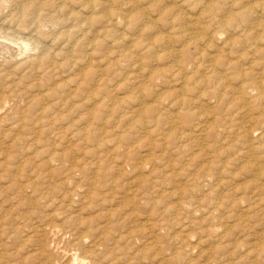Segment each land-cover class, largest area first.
Masks as SVG:
<instances>
[{
  "label": "bare ground",
  "instance_id": "obj_1",
  "mask_svg": "<svg viewBox=\"0 0 264 264\" xmlns=\"http://www.w3.org/2000/svg\"><path fill=\"white\" fill-rule=\"evenodd\" d=\"M112 35L111 44L106 46L105 38ZM126 35L130 36L128 45H124ZM0 39L17 45V49H11V44L0 42V153L5 159L2 160L9 161L0 170L5 168V173L15 167L13 176L19 177L23 169L22 162L15 163L20 151L14 149L26 140L25 135L15 132L17 144L4 147L3 140L9 132L59 133L63 141L70 131L63 143L79 141L85 145L82 155L96 162L92 161L91 169L105 180L97 181L91 175L85 191L79 190L80 185L66 190L64 182L72 180L77 170L83 174L88 169L87 163L76 168L78 163L71 158L73 148L66 145L60 153H46L48 159L40 162L43 171L31 167V178L24 185L17 183L21 176L15 179L8 175L11 179L5 189L15 188L18 197L28 186L32 187V195L39 192L38 182L39 187L33 184L36 179L41 183L60 173L66 175L60 188H48L53 184L50 180L40 195L34 193L40 197L45 194L50 203L63 208L48 216L45 224L28 225L33 233L28 239L38 237L34 256L42 258V264H133L139 258L130 257L127 250L136 239H142L146 250L153 251L151 261L177 264L176 260L182 257L172 253L166 258L165 243L166 238L174 239L177 232L188 229L191 220L179 222V217L187 214L199 215V224L204 225L201 228L206 232L203 235L208 236L206 241L210 239L207 246L211 248L198 252L199 258L205 257L204 264H235V259L243 256L250 259L248 264L264 262V221L258 220L260 216L264 219V0H0ZM160 51L165 53L162 63L157 62ZM16 54L27 55L18 59ZM121 70L130 73L121 74ZM122 80L136 87L127 102L117 97ZM164 86L158 94L149 89ZM108 123L119 129L125 126L111 147L122 152L116 162L114 158V167L107 161L112 154L104 138ZM34 137L32 140L36 141L37 134ZM28 159L25 158L27 163ZM34 160L36 163L35 158L31 161ZM64 161L70 162V168L62 167ZM52 162L58 165L53 166ZM157 162H162L161 168ZM111 167L119 173L126 167L137 173V187L130 191L127 183L124 188L123 183L119 187L111 185ZM146 168L148 173L142 175ZM102 182L109 184L105 192L97 189ZM167 185H172L176 197L171 206L164 198L172 193L166 194L161 188ZM3 190L1 195L5 194ZM119 190L123 191L122 209L105 210L107 197L114 198H109L112 202ZM78 198L80 206L91 202L97 215L88 219L73 215L75 212L67 213ZM35 211L34 208L32 213ZM168 215L175 226L179 223V231L175 227L177 232L174 230L173 234L168 232ZM55 217H61L60 221L56 222ZM129 218L133 228L124 227ZM253 218L257 223L252 220L255 223L248 228H262L248 234L245 231L248 237L253 235L248 246L250 242L238 238L233 230ZM24 222H13V234L9 236L20 234L26 227ZM121 227L126 230L121 231ZM60 244L64 247L54 259L52 253ZM2 245L0 248L5 244ZM25 249L27 252L29 248ZM190 250H183L187 257H183L182 264H197Z\"/></svg>",
  "mask_w": 264,
  "mask_h": 264
},
{
  "label": "rangeland",
  "instance_id": "obj_2",
  "mask_svg": "<svg viewBox=\"0 0 264 264\" xmlns=\"http://www.w3.org/2000/svg\"><path fill=\"white\" fill-rule=\"evenodd\" d=\"M114 38V35H112V36H107L106 38H105V43H106V46H108L109 44H111V41H112V39ZM128 38H130V36L129 35H126V38H125V41H124V45H128L129 44V40L130 39H128ZM139 41H142L141 39H139ZM0 42H3V43H6L7 45L8 44H11L10 45V47H11V49L13 48V49H17V45L15 46V44H13V43H8L9 41H3V40H1L0 39ZM145 41H142V43H144ZM11 52H14V51H11ZM27 54H29V53H31V52H26ZM27 54H16V56H18L17 58L18 59H22V58H25V55H27ZM160 55H159V57H160V59L157 61V62H159V61H161V59H163V57H164V55H165V53H164V51H160V53H159ZM163 61H161V63H162ZM151 64H153L154 62H150ZM161 68L163 67V66H160ZM119 73H121V74H129L130 73V71L129 70H121ZM120 83V86H119V88H118V93H117V97H122L123 98V100L124 101H130L131 100V97L135 94V91H136V87L133 85V84H129V82L128 81H120L119 82ZM149 89H152L153 91H154V93L155 94H158V93H161L164 89H165V86H164V88L163 89H154V88H149ZM129 107H132V105L131 104H129ZM115 121V120H114ZM110 124L108 123V125H107V127H106V136L107 137H105V135H104V138H105V141H107V145H106V147H108L107 149L110 151V153L109 154H111V152H112V154L111 155H109V156H111V158H107V161L109 162V164H111L110 166H112V164H113V167L115 166V162H116V160L118 159V157H120L119 155L122 153L121 151V153L120 152H116V151H114V150H112V148H114V143L113 142H115L116 140H118L119 138H120V135H122V132H121V130L123 131L125 128V126L123 127H121L120 129L119 128H117L116 126H113L114 124H112L111 126H109ZM116 128V129H115ZM108 129H110L108 132H107V130ZM112 129H114V130H112ZM118 129L120 130V131H118ZM19 133L20 135L21 134H23V135H25V141H26V144L24 145V146H26L27 144H29L28 146H26L25 148V150H24V146H23V144L25 143V141H20V143H18L19 145H17V149H14V150H17V151H20V154H19V156L16 158V161H15V163L17 164V163H19V162H22V166H23V169L22 170H24L23 171V174H22V170H21V177L19 178V177H14L13 175H14V173H15V167L13 168H11V169H6V171H5V173H7V175L4 173V170H5V165L9 162V161H4L5 159H4V157H3V153H0V163H1V161H2V163L0 164V167H2V169H3V166H1L2 164L4 165V170L2 171V170H0V173L2 174V178H0V184L2 185H0V195H1V193H2V188H4V190H3V192H5V194L3 195H1L2 196V198H0V209H1V206H2V210H0V223L2 224V222L3 223H5V224H7V225H5V224H3V227H1L0 226V245H2L1 247L2 248H0V263H2V261H3V264H5V262L7 263V264H20L21 262V264H27L26 262H28V264H31V262H33L32 264H42L41 262V260H42V258L40 259V258H38L37 256L35 257L34 256V252H35V249H33V248H36V244H37V240H38V237L37 236H35V238L36 239H34V237L32 238V237H30L29 239H28V237L29 236H31L33 233H30V232H32V231H30L29 232V228H28V225H35V223H36V225H42V224H45L48 220H49V217L48 216H50V215H54V214H58L59 212H58V209H63L61 206L62 205H60V208L58 207H56L55 205H56V202L54 203V205H53V203H50L49 202V200H48V198L47 197H45L46 195L44 194L43 196L41 195V197L39 196L40 194V191H41V189L43 190L44 188H46V186H48L47 185V183L49 184V183H51V182H53V184H50L49 186H48V188H55L54 187V185H57L58 186V188H60L63 184V182L65 181V179H66V175H64L63 173V175L60 173V176L57 174V180H54L53 178H55L56 179V177H53V178H50L49 180H47L46 182L44 181V182H41V183H39L40 181L38 180V179H36L37 181H35V180H33V181H35L36 182V184H35V182L33 183L34 185H36L37 187H39V185H40V187H43V188H40L39 187V192L36 190V191H34L33 192V195H32V191H31V188L32 187H30V186H28V188H25V190H23L22 192V194H25V195H19V197H18V194L19 193H17L16 191H14L15 190V188H14V190H13V188L12 189H5V187H6V185H9V182H10V180H9V178L11 179V177L13 176L15 179L17 178H19L18 179V181H17V183L19 182V184H21L22 183V185H24L25 183H27V181H28V179H29V177L31 178V176L29 175V171L32 169V168H39L40 166H41V163L42 162H44V161H46L47 159H48V157H49V153L46 155V153L47 152H51V150L52 151H58V153H60V152H62V151H64L65 150V147L67 146L68 148L69 147H71V148H73V150L75 151V149H76V153L77 152H79V154L81 155H79L78 156V153L76 154L73 150H72V153H73V156L71 157V158H75L76 159V161H77V165H76V168H79L80 166H83V165H85L86 163V166L88 167V171L86 170L85 172H83V174H82V172L81 173H78L79 171L77 170V172H75L73 175V177L72 178H70V179H72V180H69V181H66V182H64L65 183V189L66 190H71L73 187H75L76 185L79 187V185H80V189L79 190H83V191H85V189H86V186H87V184H88V179H90L89 177H91V175H92V177H96L97 178V181H99V180H102V181H105L104 179H102L101 177H100V175L99 174H97L96 175V173L94 174L93 172H94V168H92L91 169V166L92 167H94V163H96L91 157H88V156H83L82 155V153H81V149H85V147L83 148L82 146H85V145H81V143H78L77 141H71V143L69 144L68 142H64L63 143V141H67V138H66V135L68 136L69 134V132L70 131H68L66 134H65V138H63V141H62V139L61 138H59L58 136H60V134L59 133H54V134H52V133H38L37 131L36 132H29V133H32V134H29V133H27V131H20V132H17L16 130L15 131H12V132H9V134H7V136H5V138H4V140H3V143L4 144H2V146H4V145H8V144H13V143H15V144H17V140H14L17 136H14V135H17L16 133ZM114 133H116V135L114 134ZM120 133V134H119ZM18 134V135H19ZM37 134V137H38V139L36 140V141H34V140H32V139H34L35 137H34V135H36ZM42 134V135H41ZM110 134V135H109ZM30 135L32 136V137H30ZM116 137H115V136ZM12 136V137H11ZM13 136H14V138H13ZM41 136V137H40ZM44 136H45V138H46V140H45V138H44ZM114 136V137H113ZM34 137V138H33ZM59 138V139H57V138ZM111 137H113V138H111ZM7 138V139H6ZM31 138V139H30ZM50 138H51V140H50ZM53 138H55V139H57L56 141H57V143L56 144H53L54 142H56L55 140H53ZM10 139V140H9ZM65 139V140H64ZM131 139H133V138H131ZM6 140V141H5ZM9 140V141H8ZM31 140V141H30ZM60 140H61V143H63L62 145H61V143L59 144V142H60ZM5 141V142H4ZM41 141V142H40ZM45 141V142H44ZM47 141V142H46ZM9 142V143H8ZM24 142V143H23ZM44 142V143H43ZM75 142V143H74ZM35 143H38V144H35ZM51 143V145H49ZM68 145H67V144ZM76 143H77V147H76ZM20 144H22V145H20ZM31 144H33V145H31ZM37 145V146H36ZM66 145V146H65ZM79 145V146H78ZM81 145V146H80ZM18 146H19V148H18ZM23 146V147H22ZM34 146V147H33ZM45 146V147H44ZM48 146H50V147H48ZM55 148H54V147ZM61 146V147H60ZM4 147H6V146H4ZM57 147H59L58 149H57ZM112 147V148H111ZM1 148V147H0ZM67 148V149H68ZM71 148H69V149H71ZM80 148V149H79ZM110 148V149H109ZM30 149V150H29ZM33 149H35V150H33ZM55 149V150H54ZM57 149V150H56ZM63 149V150H62ZM13 150V151H14ZM22 150H24L23 152H25V153H23L22 152ZM48 150V151H47ZM60 150H62V151H60ZM79 150V151H78ZM118 151H119V149H118ZM134 151H135V149H134ZM0 152H2L1 151V149H0ZM31 154H29V153ZM116 152V153H115ZM17 153V152H16ZM44 153V154H43ZM114 153V154H113ZM142 153V152H141ZM39 156H38V155ZM25 155V156H24ZM33 155H34V157H33ZM122 155V154H121ZM45 156V157H44ZM114 156V157H113ZM26 157H28L29 159H28V162L29 163H27L26 161H25V158ZM39 159H38V158ZM41 157L43 158V159H41ZM47 157V158H46ZM117 157V158H116ZM33 158H35L36 159V163H38V164H36V163H34L35 162V160L32 162L31 160H33ZM84 158H86V159H84ZM114 158H115V160H114ZM121 158V157H120ZM120 158H119V160H120ZM2 159H4V160H2ZM31 159V160H30ZM90 159V160H89ZM108 159H110V160H108ZM112 159V160H111ZM18 160V161H17ZM41 160V161H40ZM80 160V161H79ZM83 160H84V163H83ZM115 162H114V161ZM94 163H93V162ZM5 162V163H4ZM32 162V163H31ZM41 162V163H40ZM66 161H64V164L65 165H62V167H64V168H70V166L71 165H69L70 164V162H66ZM90 162V163H89ZM26 163V164H25ZM82 165H81V164ZM27 165L28 164V166L29 167H27V166H25V165ZM32 164H34V165H32ZM156 164V166L158 167V168H161V166H162V162H157V163H155ZM52 165L54 166H57L58 164H57V162H52ZM67 165V166H66ZM15 166V165H14ZM34 166V167H33ZM32 167V168H31ZM113 167H111V171H112V173H110V176H112L111 178L110 177H108V179L110 180V181H113V182H111V185H116V184H118V187L123 183V188L124 187H126V183H127V188H129L130 189V191L131 190H133V189H135L137 186V182H138V177L139 176H136L137 175V173H135L133 170H129L128 168L129 167H126V168H124V169H126V171H128V173H126V171L124 170L123 172H125V174H126V176H125V174L123 173V172H117L116 170H114V168ZM22 168V167H21ZM37 168V169H38ZM1 169V168H0ZM41 169V170H40ZM40 169H38L39 171H43L42 170V167H40ZM94 169V170H93ZM148 169L149 168H146L145 170H144V172H143V174L142 175H145L146 173L145 172H147L148 173ZM10 172H9V171ZM164 170V172H165V169H163ZM76 171V170H75ZM115 171V172H114ZM130 171H132V173H133V175L131 174V172ZM9 172V173H8ZM28 173V175L26 174V173ZM117 172V173H116ZM24 173L26 174V175H24ZM85 173V174H84ZM118 173H119V176H118ZM130 173V174H129ZM5 174V175H4ZM11 175V177L10 176H8V175ZM129 174V175H128ZM61 175H62V177H61ZM132 175V176H131ZM7 176H8V178H7ZM23 176V177H22ZM27 176H28V178H27ZM65 176V177H64ZM88 176V177H87ZM98 176V177H97ZM115 176V177H114ZM123 178H122V177ZM150 176V175H149ZM155 175H151L150 177H154ZM26 177V178H25ZM59 177V178H58ZM114 177V178H113ZM120 177H121V179H120ZM127 177V178H126ZM133 177H136V178H133ZM5 178H7V179H5ZM157 178V177H156ZM112 179V180H111ZM26 180V181H25ZM32 180V179H31ZM50 180H51V182H50ZM118 180V181H117ZM120 180V181H119ZM181 180V179H180ZM49 181V182H48ZM73 181H74V183H73ZM81 181H82V183H81ZM124 181H126V182H124ZM131 181V182H130ZM133 181V182H132ZM6 182V183H5ZM37 182H38V184H37ZM115 182H117V183H115ZM119 182V183H118ZM135 182H136V184H135ZM157 182V181H156ZM240 182V181H239ZM239 182H237L236 183V185L239 183ZM3 183H5V184H3ZM8 183V184H7ZM14 183V182H13ZM32 183V182H31ZM113 183V184H112ZM182 183V182H181ZM242 183V182H241ZM67 184V185H66ZM102 184V185H101ZM99 183V187L100 188H97V189H102V190H99V191H101V192H105V190H106V188L108 187V185L109 184H107V185H105V187H104V185H103V182L102 183ZM130 184H132L133 186H134V184H135V186L133 187L132 185H130ZM15 185H16V183H15ZM27 185V184H26ZM44 185H46V186H44ZM73 185V187H71ZM82 185V186H81ZM85 185V186H84ZM52 186V187H51ZM130 186V187H129ZM132 186V187H131ZM171 186V187H170ZM8 187V186H7ZM6 187V188H7ZM68 187V188H67ZM165 187L166 188H168V190L169 191H167V189H165ZM57 188V187H56ZM70 188V189H69ZM85 188V189H84ZM121 188V187H120ZM119 188V189H120ZM133 188V189H132ZM161 188H163V190H164V192L167 194V193H172V185H167V186H163V187H161ZM128 189V190H129ZM44 190H46V189H44ZM43 190V191H44ZM48 190V189H47ZM171 190V191H170ZM120 192H118V193H115L114 194V197H115V200H111L112 202H110V200H109V198L110 197H107L108 198V201H109V203L107 204H104V206H105V210H106V208H111V209H114V208H117V209H119V208H121V207H123L121 204H123V200L121 199V195L123 194L122 192V190H119ZM11 192V193H10ZM27 194H26V193ZM6 193H8L7 195H6ZM16 193H17V195H16ZM31 195V197H30V195ZM34 193H37V194H39V195H35ZM14 194H15V196H14ZM9 195V196H8ZM102 195V194H101ZM171 195V197H169V195H168V197H165L164 198V201L165 202H167V204L169 203V202H171V203H169V206H171V205H173L175 202H176V197H174V195H173V193L172 194H170ZM0 196V197H1ZM22 196V197H21ZM23 196H24V198H23ZM27 196H29V197H27ZM116 196H119V197H116ZM8 197V198H7ZM11 197V198H10ZM16 197V198H15ZM40 197V198H39ZM43 197H45V198H43ZM15 198V199H14ZM19 198V199H18ZM29 198H30V200L32 201H30L29 200ZM112 198V197H111ZM110 198V199H111ZM3 199V200H2ZM5 199V200H4ZM8 199H9V201L10 202H8ZM29 200L28 201V203L26 202V200ZM36 199V200H35ZM44 199H46V200H44ZM112 199H114V198H112ZM15 200V201H14ZM35 200V201H34ZM44 200V201H43ZM48 200V203L46 202ZM117 200V201H116ZM120 200V201H119ZM172 200V201H171ZM13 201V202H12ZM34 201V202H33ZM37 201V203H39L38 205H37V203H35ZM39 201V202H38ZM78 201V202H77ZM76 201V203H74L73 204V207L72 208H70L68 211H67V213L68 212H71L73 215H78L80 218H81V216H83L82 218H93L94 217V214H96V212L93 210V208H92V204H89V203H91V202H85V204H87V205H81L80 206V203H79V198H78V200ZM113 201H116L115 203L113 202ZM5 202V203H4ZM3 203V204H2ZM9 203H11L10 205H9ZM29 203H33L32 205L31 204H29ZM50 203V204H49ZM78 203V204H77ZM2 204V205H1ZM49 204V205H48ZM109 204H110V206H109ZM112 204H116L118 207H116V205H112ZM4 205V206H3ZM27 205H28V207H27ZM32 207H31V206ZM36 205V206H35ZM41 205V206H40ZM45 205H46V207H45ZM91 205V206H90ZM112 205V206H111ZM11 207L10 209H6V207ZM26 206V207H25ZM74 206L76 207V208H74ZM83 206V207H82ZM14 207V208H13ZM16 207V208H15ZM38 207H40L39 209H38ZM44 207H45V209H44ZM50 207H51V209H50ZM57 209H56V208ZM77 207H79V208H77ZM19 208V209H18ZM34 208L36 209V211H35V213H32L33 211H34ZM27 209V210H26ZM28 209H30V210H28ZM31 209H33L32 211H31ZM75 209H77V210H75ZM79 209H81V210H79ZM122 209V208H121ZM4 210V211H3ZM10 210V211H9ZM53 210H57L56 212L54 211V213H53ZM84 210V211H83ZM86 210V211H85ZM89 212H91V213H89ZM12 211V212H11ZM14 211V212H13ZM19 214V216H17L18 214L16 213V212ZM42 211V213H40ZM77 211V212H76ZM93 211V212H92ZM7 212V213H6ZM9 212V213H8ZM12 214H11V213ZM39 212V213H38ZM50 212V213H49ZM78 212H80V213H83V214H80L79 215V213ZM29 213V215H27ZM32 213V215H30ZM78 213V214H77ZM89 213V214H88ZM2 214L4 215V216H2ZM5 214H7L6 216L7 217H5ZM14 214H16V215H14ZM25 214V215H24ZM37 214H39V215H37ZM43 214V215H42ZM44 214L45 215H47V217L46 216H44ZM49 214V215H48ZM85 214H86V216H85ZM93 216H92V215ZM24 216V218H23V216ZM38 217H37V216ZM42 215V216H41ZM97 215V214H96ZM22 216V217H21ZM29 216V217H28ZM40 216V217H39ZM77 216V217H78ZM169 216V215H168ZM167 216V218L168 219H171V222H170V220H169V222H168V224L170 223V227H169V229H168V232L170 233V234H173V232H174V230H175V227H176V230L177 231H179L178 230V225H179V223L177 222V226H175L176 224H174V222H173V220H172V216H169L168 217ZM186 218H185V217ZM189 214H187V215H183L182 217H179V222H186V219H187V221L189 220H191L192 221V223L190 224V228L188 227V229L186 228L185 229V231L184 232H182V233H179V232H177L176 230H175V232H177V236L175 235L174 236V239L172 238V239H167L166 238V243H165V246H166V249H165V254H166V258H169L170 256H171V254L172 253H177L178 255H180V257H182V259L180 260H176V263L177 264H182L184 261H185V259H186V257H187V254H185V253H187L186 251H189V249H191L190 251H192V255H191V258H193V261H194V263H197V264H200L201 262V264H204L205 262H206V260H204L205 259V257L204 256H201V258H199V256H198V252L200 251V250H203V248L204 249H207V248H211V247H209V246H207L208 244L207 243H210L209 241H210V239H207V241H206V238H208V236L207 235H203V234H205L206 232L204 231L203 232V228H201L202 226H204V225H202V224H199V215H197V214H195L194 216H189ZM11 217H13V218H11ZM25 217H27V218H25ZM35 219H34V218ZM37 217V218H36ZM42 217H44V220H45V217H46V221H42L41 220V222H40V219H43ZM51 217V216H50ZM171 217V218H170ZM258 217H259V215H258ZM258 217H257V219H258ZM261 217V216H260ZM259 217V219L258 220H260V223H262L263 221H264V219L263 218H260ZM2 218H4V219H2ZM5 218H6V220H5ZM10 218H11V221L9 222V220H10ZM15 218V219H14ZM18 218V219H17ZM21 218V220H19ZM31 218V220H33L34 219V221H31V220H29ZM47 218H48V220H47ZM56 218V217H55ZM61 217H59V218H56V222H59ZM188 218H190V219H188ZM24 219V220H23ZM26 219H28V222L26 223ZM18 220V221H17ZM255 221V218H253V219H251V221H248V222H246L244 225H243V227L242 226H239V227H236V229H234L233 231H234V234L238 237V238H241V239H245V240H248L250 243H249V245L248 246H250L251 245V242H253L252 241V237H253V235H251L250 237H248L247 236V234L248 233H253V231H258V230H260V229H258V225H257V227L255 226L254 227V230H251V228H248L250 225H252L253 223H255V222H253V221ZM25 221V222H24ZM130 221V222H129ZM7 222V223H6ZM13 222H15L14 224H18V223H20V222H24V224H26V227L28 228H26V227H23V231H21V233L19 234H14V236H9L11 233L13 234V231L12 230H14V228H13ZM17 222V223H16ZM32 222V223H31ZM196 222V223H195ZM30 223V224H29ZM172 223V224H171ZM194 223V224H193ZM257 223V222H256ZM133 224V226H134V223H132ZM193 224V225H192ZM204 224V223H203ZM127 225H128V227H127ZM130 225V226H129ZM174 227H173V226ZM8 227V229L6 228V227ZM9 226H10V228H9ZM132 225H131V219L129 218V220L126 222V224H125V228H133V227H131ZM172 226V227H171ZM193 226V227H192ZM246 226H247V228H246ZM4 227H5V229H4ZM124 227H121L120 229H121V231H125L126 229H124ZM245 227V228H244ZM2 228H3V230H2ZM13 228V229H12ZM238 228V229H237ZM241 228V229H240ZM242 228H244V229H242ZM259 228H262L261 226L259 227ZM172 229V230H171ZM191 229V230H190ZM193 229H194V231L196 232V233H194V231H193ZM253 229V228H252ZM6 230V231H5ZM8 230V231H7ZM31 230V229H30ZM170 230V231H169ZM191 232H190V231ZM196 230H198V231H196ZM201 231V233H200V231ZM240 230V231H239ZM247 230V231H246ZM26 231V232H25ZM238 231V232H237ZM241 231H243V232H241ZM245 231H246V233H245ZM249 231V232H248ZM251 231V232H250ZM29 232V234L27 235V233ZM24 233V234H23ZM168 233V234H169ZM179 233V234H178ZM242 233V234H241ZM23 236H22V235ZM37 234L39 235V233L37 232ZM36 234V235H37ZM189 234L191 235L192 234V236H190L189 237ZM245 236H244V235ZM5 237H4V236ZM25 235V236H24ZM178 235H180V236H178ZM186 235H188V236H186ZM194 235V236H193ZM200 235H201V238H200ZM241 235V236H240ZM9 236V237H8ZM24 238H22V237ZM198 236V237H197ZM206 236V237H205ZM12 237H14V238H12ZM20 237V238H19ZM48 238H49V235L47 236ZM168 237V236H167ZM176 237V238H175ZM189 237V238H188ZM2 238H3V240H2ZM4 238H6V239H4ZM15 238L17 239V241L15 240ZM22 238V239H21ZM32 238V239H31ZM203 241H201L200 239ZM13 239H14V241H13ZM22 241V243L20 242V240ZM26 239L30 242H26ZM178 239H179V241H178ZM182 241H181V240ZM2 240V241H1ZM7 242H6V241ZM169 240V241H168ZM172 240H173V242H172ZM199 240V241H198ZM206 242H205V241ZM5 241V242H4ZM11 241V243H10V245H13V244H15L14 246H10L9 245V242ZM140 240H138V239H136V240H134L133 242V244L131 243L128 247V255L131 257H133V256H135V257H137V258H139V260L137 259L133 264H137V263H146L147 262V264H148V261H149V263L150 264H155V263H157V262H153V261H151V256H152V254H153V251L150 253L149 251L150 250H146V244H144L145 242H143L142 241V239H141V241L139 242ZM176 241V242H175ZM2 242H4V243H2ZM18 242H20V243H18ZM32 242H34V243H32ZM139 242V243H138ZM141 242H142V244H141ZM169 242V243H168ZM170 242H171V244H170ZM32 243V244H31ZM136 243V244H135ZM178 243V244H177ZM186 243V244H185ZM204 243H205V245H204ZM9 245V246H7L6 247V245ZM19 244V245H18ZM30 244V245H29ZM138 244H139V246H138ZM191 244V245H190ZM197 244V245H196ZM27 245V246H26ZM141 245V246H140ZM146 245V246H145ZM169 245V246H168ZM181 245H182V247H181ZM200 245V246H199ZM18 246H19V248H18ZM33 246V247H32ZM121 246H123V244L121 245ZM132 246H133V248H132ZM172 246H174V247H172ZM177 246H178V248H177ZM6 247V248H5ZM14 247V248H13ZM29 248V249H27V252H26V249L25 248ZM62 247H64V244H60L59 245V248L58 249H56L55 251H53V253H52V255H53V257H54V259L58 256V253L61 251V250H59L60 248H62ZM171 247V248H170ZM176 247V248H175ZM192 247V248H191ZM198 248L197 250H195V248ZM7 248L9 249V250H7ZM16 248V249H15ZM31 248H32V250H31ZM168 248H169V250H168ZM185 248V249H184ZM22 250V251H20V250ZM63 249V248H62ZM145 249V250H144ZM174 249H178V250H174ZM185 251V253H184V251ZM8 252H7V251ZM15 250V251H14ZM14 251V253H16V254H13L12 252ZM17 251V252H16ZM18 251L20 252V253H22L21 255H20V253H18ZM29 251V252H28ZM32 251V252H31ZM58 251V252H57ZM140 251V252H139ZM181 251V252H180ZM196 251V252H195ZM24 252L26 253V255H23L24 254ZM57 254H56V253ZM137 252H139V253H137ZM195 252V253H194ZM29 253V254H28ZM31 253V254H30ZM135 253V254H134ZM143 253V254H142ZM146 253H148L147 255H146ZM1 254L3 255V256H1ZM17 254H19V255H17ZM132 254V255H131ZM150 254V255H149ZM194 254H196V256H194ZM127 255V256H128ZM144 255H145V257H144ZM149 255V256H148ZM168 255V256H167ZM183 255V256H182ZM6 256H8V257H6ZM21 256V258H19ZM31 256V257H30ZM128 256V257H129ZM147 256V257H146ZM17 257V258H16ZM27 257V258H26ZM34 257V258H33ZM183 257L185 258V259H183ZM238 256H236V258H237ZM3 258V259H2ZM7 258V259H6ZM11 259V260H13V261H11V260H8V259ZM31 258V259H30ZM199 258V259H198ZM234 259H235V256L233 257ZM16 259V260H15ZM22 259V260H21ZM26 259V260H25ZM30 259V260H29ZM143 259V260H142ZM2 260V261H1ZM6 260V261H5ZM7 260L10 262H7ZM18 260V261H17ZM38 262H37V261ZM148 260V261H147ZM235 260H237V262H235V264H242V263H244V261H245V263L244 264H248V262L247 261H250V259H248L247 257H241V258H239V259H235ZM16 261V262H15ZM31 261V262H30ZM34 261H36V262H34ZM124 261V260H123ZM140 261V262H139ZM144 261V262H143ZM204 261V262H203ZM152 262V263H151ZM171 262V261H170ZM262 264H264V262H261ZM260 262L258 263V264H261ZM158 264V263H157ZM250 264H252V263H250ZM254 264V263H253Z\"/></svg>",
  "mask_w": 264,
  "mask_h": 264
}]
</instances>
